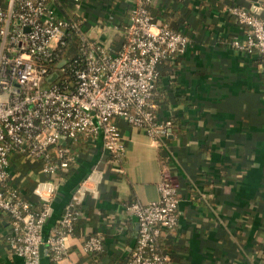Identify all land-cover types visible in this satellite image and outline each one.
<instances>
[{"label":"crops","instance_id":"crops-1","mask_svg":"<svg viewBox=\"0 0 264 264\" xmlns=\"http://www.w3.org/2000/svg\"><path fill=\"white\" fill-rule=\"evenodd\" d=\"M133 3L54 0L52 6L79 19L89 41L118 48ZM233 5L264 18V0L152 2L157 18L189 37L176 75L163 77L153 101L158 121L176 122L181 133L154 140L120 120L121 159L99 139L78 153L71 169L50 176L39 160L13 155L11 181L34 209L42 208L43 197L53 198L44 235L78 187H88L68 254L58 264H126L138 236L126 206L159 199L165 175L179 185V224L161 237L173 264H264V55L233 45L249 31L229 13ZM8 232L0 212V264H22L8 248ZM87 236H100L104 251L86 253ZM42 263L51 264L46 256Z\"/></svg>","mask_w":264,"mask_h":264},{"label":"built area","instance_id":"built-area-1","mask_svg":"<svg viewBox=\"0 0 264 264\" xmlns=\"http://www.w3.org/2000/svg\"><path fill=\"white\" fill-rule=\"evenodd\" d=\"M53 1L7 0L0 8V212L9 222L8 248L22 264H43V245L51 264L67 256V241L75 234L88 187L84 183L78 187L45 239L53 198L43 197L42 208L34 209L11 181L13 155L39 160L50 176L75 164L73 143L82 136L92 143L100 139L114 158L121 159L126 142L120 120L143 128L154 140L168 136L171 121H158L152 101L158 65L182 54L189 43L186 33L150 13L153 0H134L118 48L84 36L79 56L60 61L68 38L81 32V21L61 16ZM71 1L81 5V0ZM229 13L249 29L246 39L236 38L233 45L264 54V18L236 5ZM159 192L157 200L126 206L138 223L126 264H173L157 240L179 224V185L165 175ZM104 248L100 236L84 238L86 253H101Z\"/></svg>","mask_w":264,"mask_h":264},{"label":"trees","instance_id":"trees-1","mask_svg":"<svg viewBox=\"0 0 264 264\" xmlns=\"http://www.w3.org/2000/svg\"><path fill=\"white\" fill-rule=\"evenodd\" d=\"M4 2H6V0H0V8L3 7ZM149 10H150V13L154 17L157 18L158 13L153 10L152 4L150 5ZM171 28L173 30L180 31L178 29L177 25L176 26L172 25ZM83 37H84V35L82 34V32H79V34L74 33L73 35H71L68 38L67 44L62 48V51L60 53L61 54L60 55V61L63 60V59L73 60V59H75L76 57L79 56L80 48L82 46ZM180 55L181 54L176 55L174 58H171V59H168V60H164V61L159 63V65H158L159 78H158V81H157V87L161 83V81H162V79H163V77L165 75H169V76L170 75H172V76L176 75L177 69H178L177 63L180 60V58H179ZM54 66L57 67L58 63L54 64ZM65 78L70 80L71 77H70V75H66ZM156 93H157V88L155 90V95H154L152 101H154ZM171 131H172V133H181L182 132V128H180L178 125H176V122L171 121ZM89 144H91L90 140L87 139L84 136L80 137L76 142L73 143V145L76 148L77 154L82 152V150H85L86 148H88ZM71 168L72 167H70V169ZM24 197L32 202V200L30 199V196L28 194H24ZM78 220L75 222V230H76V224H77ZM161 237H159L158 240H157L158 248H159V250L161 252L168 253V250L170 249L169 248L170 246H168L166 244L164 246L161 245V239H162Z\"/></svg>","mask_w":264,"mask_h":264},{"label":"water","instance_id":"water-1","mask_svg":"<svg viewBox=\"0 0 264 264\" xmlns=\"http://www.w3.org/2000/svg\"><path fill=\"white\" fill-rule=\"evenodd\" d=\"M63 65V63L60 65V67ZM56 78V74H54L49 80L53 81ZM45 239H47V235H44ZM42 256H45V246H42Z\"/></svg>","mask_w":264,"mask_h":264}]
</instances>
